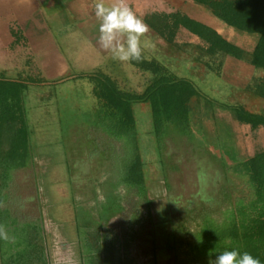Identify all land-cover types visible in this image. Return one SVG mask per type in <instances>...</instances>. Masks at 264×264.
Masks as SVG:
<instances>
[{
  "label": "trees",
  "instance_id": "trees-1",
  "mask_svg": "<svg viewBox=\"0 0 264 264\" xmlns=\"http://www.w3.org/2000/svg\"><path fill=\"white\" fill-rule=\"evenodd\" d=\"M180 1L188 7L151 8L143 19L158 36L178 48L184 59L196 64L200 73L221 75L228 58L250 63L256 72L247 89L264 99V0ZM193 4L239 31L257 35L254 49L247 51L195 16ZM143 55L142 61H131L141 71L151 74L141 91L122 88L116 78L104 71L88 74L98 100L89 135L108 153L113 167L109 179L111 194L98 196L107 206L100 205L97 209V204L87 201L89 204L79 210L81 222L90 223L79 221L82 264H133L135 261L122 253L124 224L112 230L102 224L119 211L120 205L123 208L124 199L127 198L131 211L148 195L135 103L150 104L155 137L161 147L169 146L168 158L190 155L193 143L187 138L193 132L198 133L196 127L205 133L216 129L209 125L217 122L216 114L208 108L210 100L214 104L217 101L190 77L177 74L165 62ZM26 87L23 81L0 79V225L7 224L11 203L20 200L18 171L33 165L23 96ZM220 103L232 114L247 146L251 143L255 146L248 148V155L236 154L235 159H228L221 167L224 182L216 192L205 194L197 189L172 199L169 202L172 204L162 212V221L152 224L154 240L158 241L156 232L161 231L160 243L173 254L174 264H209L220 251L232 248L248 251L264 264V112L242 103ZM167 157L164 163L168 162ZM100 211L107 218L103 222ZM129 215L130 212L125 213L124 218ZM6 252L7 246H4L5 259Z\"/></svg>",
  "mask_w": 264,
  "mask_h": 264
},
{
  "label": "rangeland",
  "instance_id": "rangeland-1",
  "mask_svg": "<svg viewBox=\"0 0 264 264\" xmlns=\"http://www.w3.org/2000/svg\"><path fill=\"white\" fill-rule=\"evenodd\" d=\"M146 4V1L140 0L141 6ZM162 4L165 9L188 7L180 0H156L152 6L161 8ZM139 16L143 18L142 15ZM153 33L154 31L149 28V32L143 38L149 42L143 53L148 58L168 63L174 51L167 47L164 40L162 48V42L159 40L161 37L157 34L155 37ZM167 53L171 56L168 57ZM176 58H179L178 63L181 67L178 69L179 73L193 79L208 96L217 101L214 104L210 100L208 108L210 112L216 114L217 122L209 124L216 129L213 128L214 132L205 133L196 127L195 132L198 133L195 135L193 132V136L187 138L188 142L193 143V151L188 156L180 155L173 159L167 157L169 146L161 147L155 137L150 108L148 107V110L142 107L140 110L144 112L136 113L148 195L131 211L127 198L124 199L123 208L120 205L119 211L114 213L109 221L102 223L111 230L124 224L121 235L124 247L122 253L125 257L134 259L133 264H174L173 254L165 250L160 243L161 231L156 232L159 236L158 241L154 240L152 224L155 226L162 221V212L172 199L176 200L197 189L205 194L216 192L224 182L221 167L229 160L235 159L236 154H240L239 157L248 155V148L252 149L255 146L254 143L247 146L248 142L230 111L218 104L243 103L242 105L248 108L264 112L263 102L255 101L250 93L245 94L243 89H240L241 86L229 83L217 73L197 75L196 64H191L186 60L188 58L184 59L182 56ZM121 65L123 66H117L119 70L112 72L111 75L118 77L122 88L135 91L145 88L151 79L149 72L141 71L131 61L123 62ZM109 69L114 68L111 66ZM104 72L109 73L107 70ZM93 85L92 78L87 75L58 87L31 85L27 90L25 107L33 165L19 170L18 180H22L21 195L29 202V206H32L31 201L34 204V201L44 200L47 205L55 199L52 203L54 207H61V215L67 211L72 218H74V209L70 205L72 203L76 210L78 205L89 204L87 201L93 202V205L97 204V209L100 205L107 206L100 197L111 194L109 179L113 166L108 160V153L106 154L103 147L95 142V138L89 135V126L95 119L93 110L98 105V100L92 92ZM3 139L1 140L4 147L7 148V143ZM166 157L168 162L164 163ZM175 164H179L181 168H176ZM74 185L76 189L73 192L71 188ZM79 196L82 198L79 199ZM109 202L111 204V201ZM68 204L71 206L69 209ZM171 204L172 202L169 205ZM129 212L130 215L124 218V214ZM99 214L101 222L107 219L101 211ZM79 221L81 222V219ZM5 229L7 231L6 226ZM10 232L7 233L9 235L18 233L14 223L10 226Z\"/></svg>",
  "mask_w": 264,
  "mask_h": 264
},
{
  "label": "crops",
  "instance_id": "crops-1",
  "mask_svg": "<svg viewBox=\"0 0 264 264\" xmlns=\"http://www.w3.org/2000/svg\"><path fill=\"white\" fill-rule=\"evenodd\" d=\"M144 1L147 4L142 6L140 0H126V3L138 16H143L150 7L156 8L152 6L156 0ZM105 2L114 3L115 0ZM96 3L97 0H0V78L27 83L23 92L25 105L26 92L31 85L58 87L98 70H107L112 74L123 66V62L114 60L110 52L98 45ZM193 7L195 16L216 27L229 40L247 51L254 49L257 35L227 25L198 4H193ZM153 35L157 37L155 31ZM159 40L163 48V38ZM164 43L174 51V55L168 63L161 60L182 75L179 73V58H176L183 57L182 52L166 41ZM166 55L171 56L169 53ZM111 66L114 69H109ZM255 72L250 63L228 58L220 76L233 85L241 86L245 94L250 93L255 101L264 104L263 98L247 89ZM196 74L206 76L209 72L196 71ZM142 107L151 110L150 104L139 102L134 105L135 113L144 112L140 110ZM18 177L19 174L17 195L20 200L11 203L7 224L4 225L11 233L10 226L14 223L18 233L8 234L6 259L3 254L6 240L0 238V264H82L81 206L78 205L76 210L74 204H70L74 209V218L67 211L61 215L60 206H55V210L52 203L55 199L47 205L44 200L34 201V204L31 201L32 206H29L21 195L23 183ZM75 189V185L72 186L73 192ZM70 207L68 204L67 208ZM14 242L16 245H12Z\"/></svg>",
  "mask_w": 264,
  "mask_h": 264
},
{
  "label": "clouds",
  "instance_id": "clouds-1",
  "mask_svg": "<svg viewBox=\"0 0 264 264\" xmlns=\"http://www.w3.org/2000/svg\"><path fill=\"white\" fill-rule=\"evenodd\" d=\"M95 17L99 21L98 45L121 62L142 61L143 50L149 42L143 38L149 32V25L128 6L126 0H115L107 4L97 0ZM0 238L9 239L4 225H0ZM209 264H261L259 257L237 248L220 251Z\"/></svg>",
  "mask_w": 264,
  "mask_h": 264
}]
</instances>
